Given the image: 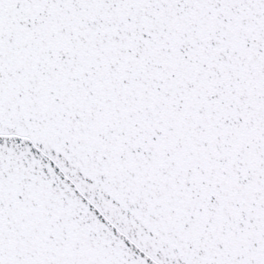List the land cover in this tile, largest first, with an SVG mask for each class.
Here are the masks:
<instances>
[{
    "label": "snow or ice",
    "instance_id": "obj_1",
    "mask_svg": "<svg viewBox=\"0 0 264 264\" xmlns=\"http://www.w3.org/2000/svg\"><path fill=\"white\" fill-rule=\"evenodd\" d=\"M0 264H264V0H0Z\"/></svg>",
    "mask_w": 264,
    "mask_h": 264
}]
</instances>
